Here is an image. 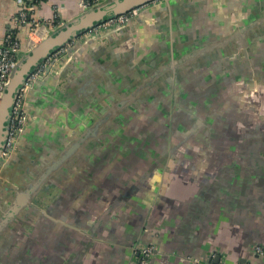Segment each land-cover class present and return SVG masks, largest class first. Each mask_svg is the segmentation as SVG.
<instances>
[{
	"label": "crops",
	"instance_id": "0c3cea01",
	"mask_svg": "<svg viewBox=\"0 0 264 264\" xmlns=\"http://www.w3.org/2000/svg\"><path fill=\"white\" fill-rule=\"evenodd\" d=\"M32 3L37 21L59 16L51 30L82 12L78 0ZM19 10L0 0V42L12 34L23 58L30 28ZM247 18L251 36L227 41ZM64 65L29 92V124L0 175V214L10 187L60 156L113 96L146 81L147 97L17 211L0 234V264H144L139 249L152 242L145 264H264L254 249L264 247V0L149 4Z\"/></svg>",
	"mask_w": 264,
	"mask_h": 264
},
{
	"label": "water",
	"instance_id": "95a60500",
	"mask_svg": "<svg viewBox=\"0 0 264 264\" xmlns=\"http://www.w3.org/2000/svg\"><path fill=\"white\" fill-rule=\"evenodd\" d=\"M152 1L154 0L102 1L101 3L96 4L86 10H82V12L75 19L65 23L58 29L50 30L42 40H40L38 43L27 50V52L25 53L26 55L23 58L21 53L19 64L12 73L10 81L6 86L0 100V175L3 174V167L8 164L9 160L15 155V152L18 148L17 144L15 151L7 158L2 155V149L8 133V127L10 124L12 108L15 103L16 94L19 87L25 82L26 78L34 70V68L51 52L66 44L70 39L79 34L81 31L92 27L97 22L102 21L110 16L127 12L134 7L143 5L145 3H150ZM163 2L168 3L170 2V0H164ZM249 19L250 18L239 21L234 31L227 35L225 39L227 41L231 39L230 41H232L234 39H237L236 37H239L240 33L251 36L250 27H252V24L249 23ZM127 26L111 33L121 31ZM111 33H107L102 37L107 36ZM100 38L101 37L93 39ZM221 45L229 46V44L224 43L220 44L219 46ZM208 47L210 50L211 47ZM207 53L208 56V50ZM71 59L72 57L68 61L70 62ZM64 68H66L65 65L62 66V68L58 72H63ZM139 86V89H141L140 91L132 90L126 93H120L117 97L113 96L111 98V103L105 104L103 111H101L97 117H94V119L85 129L74 134L73 138L61 150L60 156L54 159L50 164L45 165L44 169L41 172L37 173L36 176L30 181H26L23 185L17 184L16 187H10L11 189H13L14 199L11 201L9 207L5 211H3L2 214H0V234L2 230H4L10 224L17 211H21L26 205L29 204L31 200H33L37 196L38 192L42 190L41 187L45 183V181H47V179H49L63 164H65L71 158L78 156L80 151H86L87 149H90L92 146H94L111 130L114 125L113 121L116 119V117H119L121 114L128 111L130 106L136 104V101L139 102L142 95H145L144 98L147 97L145 94V88L149 86V83L147 84L145 81V83H141V85ZM104 94L105 96L110 97L108 93ZM27 112L29 114L28 109ZM0 184H3L1 180ZM218 259L219 257H217V260Z\"/></svg>",
	"mask_w": 264,
	"mask_h": 264
},
{
	"label": "built area",
	"instance_id": "2783aa9c",
	"mask_svg": "<svg viewBox=\"0 0 264 264\" xmlns=\"http://www.w3.org/2000/svg\"><path fill=\"white\" fill-rule=\"evenodd\" d=\"M105 0H78L79 6L82 10H86L96 4ZM164 0H154L150 3H145L134 7L127 12L110 16L102 21L97 22L92 27H89L70 39L66 44L60 46L57 50L51 52L45 59H43L34 70L28 75L25 82L19 87L15 103L12 108V115L8 127V133L2 149V155L9 157L15 151L21 134L25 131L29 124L30 117L26 109L28 95L34 83L45 77L56 74L64 63L68 61L73 52L90 38L102 37L107 33L120 30L127 26L130 20L140 13L142 7L149 4L160 3ZM20 4L19 19L20 23L29 26L28 46L33 45L42 40L47 33L53 29V25L60 23L59 16H55L54 21H37L31 17V11L35 8L32 0H17ZM55 23V24H54ZM53 24V25H52ZM43 28L46 30L43 32ZM22 47L21 42L12 34H9L5 41L0 42V100L8 85L11 75L17 68L21 59ZM255 252L261 254L264 252V247L260 244L254 245ZM157 247L155 243H146L140 249L141 263H147L156 253ZM216 253L213 254V256ZM192 262H200L196 258L188 257ZM202 264H225L223 261L207 260Z\"/></svg>",
	"mask_w": 264,
	"mask_h": 264
},
{
	"label": "bare ground",
	"instance_id": "6f19581e",
	"mask_svg": "<svg viewBox=\"0 0 264 264\" xmlns=\"http://www.w3.org/2000/svg\"><path fill=\"white\" fill-rule=\"evenodd\" d=\"M25 49V48H24Z\"/></svg>",
	"mask_w": 264,
	"mask_h": 264
}]
</instances>
